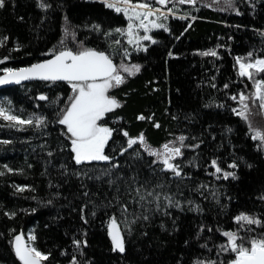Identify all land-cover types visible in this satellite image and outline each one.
Returning a JSON list of instances; mask_svg holds the SVG:
<instances>
[{"label":"trees","instance_id":"1","mask_svg":"<svg viewBox=\"0 0 264 264\" xmlns=\"http://www.w3.org/2000/svg\"><path fill=\"white\" fill-rule=\"evenodd\" d=\"M41 3L49 7L41 8ZM178 6L175 14L186 18L171 16L168 31H154L157 42L131 56L141 70L111 91L122 107L101 123L115 130L105 154L119 168L104 161L75 163L70 134L56 122V113L68 106L72 94L67 82L42 81L0 91V101L12 114L46 120V126L20 128L0 118V141H9L0 142V264H21L13 246L17 234L26 242L29 235L36 237L31 244L50 254L43 264H72L73 258L77 264H227L234 254L219 252L227 243L223 231L257 237L264 233L256 225L242 230L234 220L244 213L264 221V148L251 139L254 130L264 129V110L258 101H248L245 120L233 111L241 108L238 99H231L241 92L251 97L255 91L253 81L239 76L236 58H249V52L253 59L264 58V0H237L232 10L217 0ZM127 24L123 13L102 0H5L0 38L8 39L0 47V59H8L0 64V75L4 68L30 67L64 49L92 48L115 61L126 45L115 29ZM210 50L217 56L201 54ZM40 95L49 99L41 101ZM140 115L146 119H137ZM123 131L133 138L143 133L157 149L173 141L179 146L181 135L188 138L185 145L199 147L182 148L184 154L175 163L181 165L183 178L175 177L158 161L153 164L156 159L140 144L121 155L127 147ZM212 160L236 178L224 179L223 172L212 175ZM106 169L111 177L94 179ZM109 179L116 183L109 186ZM137 189L144 201H139ZM148 191L160 193V200L147 197ZM164 195L179 206H168ZM123 207L127 212L122 213ZM113 216L124 239L123 253L113 250L108 229ZM73 240L81 241L80 246Z\"/></svg>","mask_w":264,"mask_h":264},{"label":"snow or ice","instance_id":"2","mask_svg":"<svg viewBox=\"0 0 264 264\" xmlns=\"http://www.w3.org/2000/svg\"><path fill=\"white\" fill-rule=\"evenodd\" d=\"M180 5L190 4L194 5L196 0H177ZM217 2H222L226 6V10H232L236 8L237 0H217ZM106 6L110 9H114L117 13H123L129 23L127 24V36L128 43L135 44L137 50L141 48V41H150L151 43H156L157 41L153 39L151 35L147 33L151 29H163L168 31L166 25L162 22H158L161 17L163 19H168V15L162 11L161 8L154 7L153 3L142 2L138 4H133L131 0H104ZM155 4L166 7L170 0H154ZM5 6V0H0V8ZM41 8H47L49 5L45 3L40 4ZM171 9H169V12ZM237 14L240 15L239 11ZM155 16L156 19H149ZM186 17L181 16L180 19H185ZM138 21L139 23H134ZM99 28L98 25L94 26ZM137 29H142L145 33L140 35ZM67 31V30H66ZM122 29H115V32L123 34ZM107 35H111L108 33ZM7 37L0 38V47L4 46ZM117 44L119 41H115ZM147 51V48H143ZM204 56H217L215 50L205 51L201 53ZM128 55V53H125ZM171 57L173 54L168 53ZM253 56L252 52L248 53V57ZM8 57L0 59V64L4 63ZM236 64L239 66V76L246 77L253 81L255 91L252 96L245 95L241 92L238 97L232 96V100H237L241 105L239 111L233 109L236 115L247 120L250 114L249 103L259 102V108L264 110V78L257 79L261 73H264V58L244 59L237 57ZM141 70L139 64L127 65L121 63L119 66L113 63L112 58L105 54L104 51L95 50L92 48H83L81 50L73 51L71 49H64L52 56L51 59L45 60L40 63L32 64L30 67L12 69L4 68L3 75H0V84L17 83L21 81L38 79L42 81H64L71 86L73 95L68 98L69 103L66 108L60 109L57 115V123L65 126L67 134H70L68 138L71 142V152L74 154L73 159L77 165L84 163L104 161L111 164V168H119L120 165L116 163H111L114 157L105 154V148L108 145L109 140L113 136L114 129L105 126L100 123L104 120L106 114L113 112L115 109L122 107L120 101L114 96H110L108 93L111 89L119 87L125 83V76L122 73H126L128 76L135 75ZM225 88L228 87L227 84L224 85ZM39 100L45 101L49 98L45 95H40ZM0 118L4 121L9 122V127H20L24 126H35L37 128L41 126H46V120L43 116H37L35 119L29 117L27 119H22L21 116L12 114L9 109L0 106ZM139 120H145L146 117L140 115L137 117ZM147 119H151L148 117ZM155 127L159 128L160 125L154 124ZM230 131V130H229ZM123 136L127 137V147L122 148L120 154L123 155L128 149L133 148L134 145L140 144L144 146L145 151L149 155L154 156L157 160L163 164L164 171H169L173 173L175 177L182 176V168L178 163H173L178 157L183 156L182 148H198L199 144L195 145H185V140L187 137L181 135L177 137L179 141V146H176L175 141L170 143H165L162 146V151L153 150L148 145L146 138L143 133L139 134L138 137H130L127 131H123ZM251 139L260 142V146L264 148V129L254 130L251 135ZM2 143H9V141H0ZM48 155H52L51 152ZM139 156V152L135 153ZM157 160H153L152 163H157ZM210 166L214 168L215 175L217 173H222L223 170L217 164L216 160H212ZM6 167V166H5ZM231 168H236V164L229 165ZM12 171V169H8ZM0 172V175H3ZM111 169L103 170L100 176L94 177L96 180H102L104 176L111 177ZM229 177L236 178L235 173L223 172V178L227 179ZM92 179L93 177H89ZM116 183L115 180L109 179L108 184L112 186ZM158 187H163L158 185ZM201 187H205L201 185ZM18 191L23 192L26 189L24 187H18ZM199 190V189H197ZM117 192L120 189L117 187ZM138 195L140 190H136ZM87 195V192L84 193ZM147 197H152L153 200L159 201L161 198L160 193L154 191H148ZM168 201V206H179V203L174 201L172 197L164 195L163 197ZM146 197L144 195H139V201H144ZM138 201V202H139ZM151 203L152 201H148ZM191 203V201H189ZM160 205L157 203V208ZM84 209H81L83 213ZM127 212V208H122V213ZM95 213H93L94 215ZM6 215H9L6 213ZM10 215L14 216L15 213ZM84 219L83 215L81 217ZM143 219L147 220V216H143ZM235 223L240 225L243 230L245 225H256L257 227H264V221L259 218L241 213L235 218ZM87 222V221H85ZM109 235L112 240L113 250L123 253L125 251L124 239L121 235L120 228L117 223L115 216L110 218V223L108 225ZM203 230V229H201ZM211 231V229H209ZM248 232L254 231L252 228L247 229ZM222 235L226 237L227 243L221 244L219 246V252H228L234 254V258L227 261V264H264V233L257 236H241L239 231H223ZM36 237L34 235H29L26 243L23 234H17L14 237L13 246L15 251V256L21 262V264H43L44 261L49 259L50 254H45L34 247L31 242L34 241ZM73 243L79 247L81 241L73 240ZM201 247L207 248V244L201 245ZM211 251V249H208ZM72 264H77L75 258L72 260ZM199 264H217L214 260L200 261Z\"/></svg>","mask_w":264,"mask_h":264},{"label":"rangeland","instance_id":"3","mask_svg":"<svg viewBox=\"0 0 264 264\" xmlns=\"http://www.w3.org/2000/svg\"><path fill=\"white\" fill-rule=\"evenodd\" d=\"M102 1H104V0H102ZM133 4H138V3H142V2H148V3H153V6L154 7H158V8H161L162 9V11H164L167 15H168V18L169 17H180L181 15H178V14H175V12H177L178 11V9H180V6H178L179 4H178V2H177V0H170V3L166 6V7H164V6H160V5H158V4H155L154 3V0H144V1H142V2H136V1H131ZM169 9H171V11L169 12ZM149 19H153V20H155L156 19V17L155 16H153V17H150ZM128 20V19H127ZM167 20L168 19H163V17H161L160 18V20L158 21V22H162V23H164L165 25H166V22H167ZM128 23H129V21H128ZM134 23H136V24H138L139 22L138 21H135ZM126 29H127V27L126 28H124L123 30V34H122V36H123V38H124V41H125V44L126 45H124V46H122V51L120 52V54L118 55V57H117V60H113L115 63H116V65L117 66H119L121 63H124V64H127V65H131V64H133V62L131 61V56L133 55V53H136V52H140V51H144L143 50V48H147L150 44H153V43H151L150 41H141V48H140V50H137V48H136V46H135V44H129L128 43V36H127V32H126ZM157 30H160V29H151L150 30V32L149 33H147L148 35H151L152 36V33L154 32V31H157ZM137 31L139 32V34L140 35H144L145 33L143 32V30L142 29H137ZM153 37V36H152ZM153 39H154V37H153ZM125 53H128V55H125ZM244 59H252V60H254L253 58H244ZM135 64V63H134ZM124 76H125V79L127 78V77H129L126 73H122ZM114 89V88H113ZM113 89H111L110 91H109V95L110 96H112L111 95V91L113 90ZM73 95V92H72V94H71V96ZM0 106H3V107H5L6 109H7V107L3 104V102L2 101H0ZM101 123V122H100ZM177 146V145H176ZM143 148H144V146H142ZM150 148L151 149H153V150H160V151H162L163 149L162 148H153V147H151L150 146ZM148 153V152H147ZM154 157V156H153ZM156 160H157V158L156 157H154ZM177 159V158H176ZM158 161V160H157ZM175 161L176 160H174L173 161V163H175ZM159 162V161H158ZM160 163V162H159ZM162 166H163V164L162 163H160Z\"/></svg>","mask_w":264,"mask_h":264},{"label":"water","instance_id":"4","mask_svg":"<svg viewBox=\"0 0 264 264\" xmlns=\"http://www.w3.org/2000/svg\"><path fill=\"white\" fill-rule=\"evenodd\" d=\"M51 58L52 57H50L48 59H51ZM48 59H45V60H48ZM45 60H43V61H45ZM43 61H41V62H43ZM113 63L116 64L114 61H113ZM35 82H42V80L32 79V80L21 81L19 84H17V83L0 84V91L6 90V89H11V88H16V87H19V86L28 85V84L35 83ZM47 82H50V81H47ZM24 240H25V238H24ZM25 242H26V240H25Z\"/></svg>","mask_w":264,"mask_h":264}]
</instances>
